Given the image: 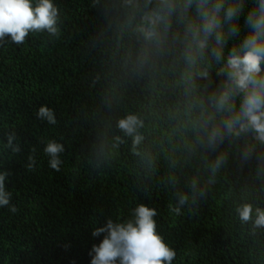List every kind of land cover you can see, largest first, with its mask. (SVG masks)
Returning a JSON list of instances; mask_svg holds the SVG:
<instances>
[{
	"label": "trees",
	"instance_id": "1",
	"mask_svg": "<svg viewBox=\"0 0 264 264\" xmlns=\"http://www.w3.org/2000/svg\"><path fill=\"white\" fill-rule=\"evenodd\" d=\"M53 3L57 36L0 41V172L10 173L5 188L18 209L0 207V264H91L93 245L106 235L94 237V229L132 219L139 204L158 213L157 232L176 252L172 264H264V228L241 223L236 212L243 204L264 209V142L249 132L210 145L205 127L224 62L207 55L187 69L173 57L163 72H138L124 0ZM254 3L245 0L225 59L249 31ZM41 106L54 110L55 125L37 118ZM129 114L142 121L139 145L118 128ZM10 132L18 154L5 147ZM50 140L65 148L59 172L44 154ZM182 195L188 201L177 215L170 209Z\"/></svg>",
	"mask_w": 264,
	"mask_h": 264
},
{
	"label": "clouds",
	"instance_id": "2",
	"mask_svg": "<svg viewBox=\"0 0 264 264\" xmlns=\"http://www.w3.org/2000/svg\"><path fill=\"white\" fill-rule=\"evenodd\" d=\"M129 9L127 24L135 34L138 46L133 65L136 71L145 69L153 74L163 72L170 59L183 58L187 69L210 55L224 66L218 73L226 79L218 90L208 97V107L212 109L205 120V127L211 124L208 142L214 145L222 142L225 135L240 136L254 133L255 139L264 142V0H255L247 11L245 25L249 29L241 42L233 46L225 59L224 48L230 37L240 29L235 21L241 16L245 0H124ZM60 11L53 0H0V41L10 37L11 42L22 44L30 32H47L57 36ZM227 29L225 31V27ZM178 29H182L178 30ZM207 79V71L195 73ZM187 86L195 87L193 75L184 74ZM186 92L189 90L186 87ZM237 98L239 105L237 106ZM219 114V123H215ZM37 118L55 125V112L41 106ZM142 121L129 114L118 121V128L133 137V145H139L143 137L137 134ZM6 148L13 154L21 151L15 132L6 134ZM16 141V143H14ZM64 145L50 140L46 142L44 154L49 157V167L60 171L61 154ZM224 157H218L215 167H219ZM27 168L31 170L36 161L28 157ZM10 173L0 172V207L11 205V193L6 191L5 180ZM195 189V183H193ZM188 201L186 195L179 197L177 207L170 210L180 215L181 208ZM241 223L252 222L254 229L264 228V209H253L251 204H243L236 209ZM155 209L143 204L135 207L132 219L114 222L108 219L105 227L95 228L92 235L106 234L99 245H93L91 264H172L176 257L174 249L168 246L157 232L153 219ZM94 253V255H93Z\"/></svg>",
	"mask_w": 264,
	"mask_h": 264
}]
</instances>
